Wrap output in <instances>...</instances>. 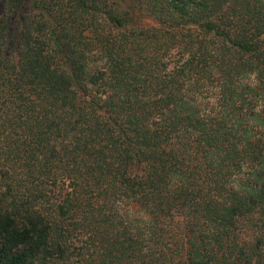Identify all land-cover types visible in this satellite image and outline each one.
<instances>
[{"label": "trees", "instance_id": "1", "mask_svg": "<svg viewBox=\"0 0 264 264\" xmlns=\"http://www.w3.org/2000/svg\"><path fill=\"white\" fill-rule=\"evenodd\" d=\"M0 264H264V0H0Z\"/></svg>", "mask_w": 264, "mask_h": 264}]
</instances>
